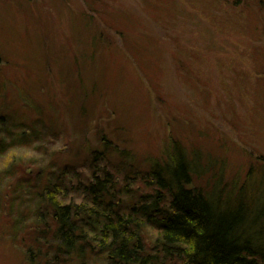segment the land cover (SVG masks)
Masks as SVG:
<instances>
[{
    "label": "rangeland",
    "instance_id": "374dc122",
    "mask_svg": "<svg viewBox=\"0 0 264 264\" xmlns=\"http://www.w3.org/2000/svg\"><path fill=\"white\" fill-rule=\"evenodd\" d=\"M93 83L97 91L81 97ZM2 87L0 131L5 125L17 134L1 132L6 199H13L15 181L6 176L15 168L30 176L72 166L85 181L99 163L84 160L102 150V135L126 144L140 164L179 142L206 160L219 156L216 170H225L228 182L264 181L263 173L248 172L264 156V0H0ZM21 122L29 132L14 128ZM44 126L60 135L36 136ZM142 190L135 185L130 199ZM25 194V206L35 205ZM8 204L0 212L8 213ZM24 214L19 220L31 228L15 240L0 220V264L47 262L31 255L41 220ZM156 234L146 227L143 241Z\"/></svg>",
    "mask_w": 264,
    "mask_h": 264
},
{
    "label": "trees",
    "instance_id": "16d2710c",
    "mask_svg": "<svg viewBox=\"0 0 264 264\" xmlns=\"http://www.w3.org/2000/svg\"><path fill=\"white\" fill-rule=\"evenodd\" d=\"M95 85L81 97L96 92ZM2 119L6 118H0L4 124ZM13 124L29 132L24 129L27 124ZM38 128L42 132L38 137L60 135L50 126ZM4 129L17 135L4 125L0 148ZM100 137L102 150L91 151L93 158L84 160L86 164L93 160L91 167L99 166L85 181L75 175L76 168L71 171L72 166H67L68 171L50 167L30 176L18 174L15 168L17 174L6 176L14 179L15 187L10 200L0 191V204L9 202L8 213L0 212V220L8 221L15 240L31 228L24 226L25 211L35 213L41 220L31 238L36 260L45 259L46 264H72L73 259L89 264L96 258L104 264H264V181L256 186L242 179L228 182L225 170H216L219 156L206 160L198 148L189 150L179 142L163 157L140 164L126 144L120 147L107 136ZM263 157L250 164V174L264 175ZM102 161L113 169L103 168ZM144 165L148 169L140 168ZM202 180L205 184L197 183ZM135 185H142L143 192L130 199ZM24 194L35 205L25 206ZM146 227L157 231L156 241H143Z\"/></svg>",
    "mask_w": 264,
    "mask_h": 264
}]
</instances>
